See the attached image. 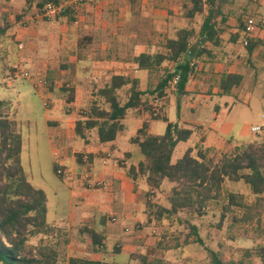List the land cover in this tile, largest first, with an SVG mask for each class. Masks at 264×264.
I'll return each instance as SVG.
<instances>
[{
	"label": "rangeland",
	"instance_id": "obj_1",
	"mask_svg": "<svg viewBox=\"0 0 264 264\" xmlns=\"http://www.w3.org/2000/svg\"><path fill=\"white\" fill-rule=\"evenodd\" d=\"M143 1L115 0L114 5L117 8L114 6L109 11L105 10L103 15L97 11L101 9L99 4L95 5H99L98 8L92 10L93 0H87L79 5L78 9L82 16L87 15L90 19L86 25L95 30L91 32L95 42L113 41L122 45L120 50L128 41L137 43L158 41L165 46L164 43L175 37L176 31L181 28L193 29L195 37L192 39V46L198 43L199 31L207 15V6L203 14L195 15L190 20L185 16L190 6L189 0H146L147 3H151V6L144 5ZM27 3V0H0V16L5 20L13 19L16 15L21 16L20 20L33 18L36 8L30 7L25 12ZM263 3L264 0H231L222 9L225 18L223 26L225 29L239 28L246 18L259 15L257 11L264 7ZM87 7L89 10H86ZM118 8L122 9L121 13ZM19 22H15V27L10 29L11 45L18 47L19 44H23V49L18 48L19 50L28 53L31 49L35 50V57L42 59V64L38 66L21 62L20 69L33 74H45L46 85L42 89H37L30 80L23 79L18 72L11 74L14 78L10 75L4 76L5 60L1 56L0 101L6 102L7 106L3 113L16 122L18 132L22 136L21 161L25 174L30 183L36 189L44 191L47 197V222L53 227V231L48 235L30 238L28 247L34 254L42 248L46 251L54 250L56 256L53 264H69L71 257L106 261L113 264H214L212 253L224 256L238 264H263L259 251L264 246V208L258 214L252 213L254 216L252 220H245L246 211L239 208L233 209L224 218L222 217V208L230 193L243 195L244 202L248 205L255 202L256 197L249 186L243 182L234 183L226 180L221 197L211 201L203 211V215L183 210L174 215L163 213L159 217V208L168 209L170 207L168 198L176 186L175 183L168 181H164L162 187L148 197L149 189L142 191L137 199L136 204L139 207L136 209L134 219L123 220L119 214L115 215L114 212L110 214V212L100 211L95 215L86 214L92 211L86 210L85 212L82 202H78L80 201L78 199L79 197L83 200L91 199L98 189L90 188L83 182L85 173L89 172L87 167L90 165L80 164L77 161V155L86 154L84 146L95 147L98 142L92 135L88 140L89 143L85 142L75 134L71 125L74 119H80L79 114L82 111L89 109V100L81 95L78 101L75 100L73 105L68 104L69 106L65 108L66 94L61 89H56L54 82L50 79V75H57L63 70L60 65L63 60H66L63 57L66 54L62 45L70 46L66 48L70 52L67 53V60L75 58V55L79 59L82 58V54L83 57L86 55L80 52L79 48L72 47L75 42L71 40L74 37L69 34L75 24L69 23L67 18L31 20L26 27ZM80 24L79 22L77 25L80 26ZM96 27H99V30ZM107 27L110 28L111 35L109 30H106ZM77 29V36H82L84 31H80V27ZM72 49L74 50L70 51ZM96 50L97 48L92 51L99 53ZM243 51L244 54L247 53L245 48ZM200 66L196 65L195 69L199 70ZM237 67L240 72L245 74L249 72L245 82L240 86V91L244 88L250 91L243 90L240 96H234L235 104L226 121L239 122L238 126L231 130V135H237L244 143L250 142L242 148L254 145L264 157V75H262L261 60L254 58L246 69L239 64ZM159 75L149 73L148 77L142 81L141 87L147 91L153 89L158 82ZM254 79L257 81H253ZM70 81L73 83L72 80ZM8 83L12 86H8ZM127 93L126 87L120 90L121 102L126 101ZM48 94L54 95L55 103L48 100L50 97ZM166 95L174 97L178 104L170 103V98L167 96L158 102H155L154 96L149 94L143 98L149 100L148 102L156 113H165L170 122H175L178 119V106L182 95L176 92V88L173 91L168 89ZM185 101L186 98L182 97L181 114L187 116ZM51 107H56L70 119L73 139L69 140L71 146L67 147L66 153H68L65 155V159L69 162L66 172L73 174L76 181L82 182V187L79 186V188L89 191V194L84 197L82 196L84 192L81 194L73 190L69 179L60 180L54 173L53 163L60 161L61 156L60 146L53 139L56 128L52 124V126L49 125L47 121ZM100 107L107 108L108 105L101 101ZM145 113L147 112L143 109L129 110L125 120L126 122L139 121ZM204 119L206 122H212L211 113L208 112ZM156 124L163 127L161 133L164 134L166 123L160 120ZM253 126H260L262 129L259 133H254L251 131ZM123 134L134 136V129L127 126ZM127 145L137 149L130 143ZM185 147V143H180L176 147L172 158L174 162L182 156V150ZM234 152V147L230 146L226 154L231 155ZM137 154L133 153L134 162L137 161L138 156L143 158L140 152ZM193 155H196V151ZM221 157L222 154L218 153L208 155V158L214 161H218ZM60 163L57 165L60 166ZM109 184L112 186L111 183ZM144 200H149L154 208L148 210ZM83 227H94L103 234L105 238L103 253L95 252L88 235L80 233L79 229ZM117 249L121 253H118Z\"/></svg>",
	"mask_w": 264,
	"mask_h": 264
},
{
	"label": "trees",
	"instance_id": "obj_2",
	"mask_svg": "<svg viewBox=\"0 0 264 264\" xmlns=\"http://www.w3.org/2000/svg\"><path fill=\"white\" fill-rule=\"evenodd\" d=\"M48 1L59 3L63 0H40L38 10ZM190 6L185 14L188 19L203 14L207 6V15L199 31V41L192 46L195 31L182 28L176 32L174 38L166 42L167 54L150 55L147 53L135 57L134 62L140 70H156L161 73L157 85L148 92L139 89L138 79L125 76L112 77L109 84L97 89L92 95L103 100L107 109L100 107L98 100H92L88 110L82 111L80 119L76 120L74 132L82 140L87 141L88 135L95 132L101 144L113 143L117 134L124 129L123 120L129 110L143 109L148 112L152 120H162L167 124L162 135L148 134V123L145 122L131 139V143L138 146L143 159L136 167H131L129 174L135 179L139 175L145 176L149 190L147 197L159 190L164 181L175 183L176 186L168 198L170 207L159 208V217L163 213L174 215L179 211L203 215L211 201L221 197L223 184L243 182L249 186L256 197L255 202L248 205L241 194L230 193L222 208L224 218L233 209L246 211L245 220H252V213H259L264 208V157L255 149L254 145L246 148L235 147L231 155H223L218 161L208 158L199 149L193 155V149L188 148L175 162L172 160L178 144L187 142L193 130L181 128L168 121L166 116L157 114L151 104L144 100L146 94L160 100L166 96L175 75H179L176 92L184 95L189 78L195 67L191 62L208 53L207 45L217 47L221 43L220 35L224 32L225 18L222 13L224 6L231 0H189ZM29 9V8H28ZM26 9L25 11H27ZM77 8H68L59 17L67 18L69 23L76 21ZM57 17V18H59ZM21 16L16 15L20 21ZM47 20V19H45ZM11 25L0 16V45L7 39ZM249 55L255 49V44L248 40L245 46ZM167 61L171 68H162ZM243 77L239 74H224L220 88L223 93H229L239 87ZM129 86L127 99L121 102L119 91ZM66 93V104L74 102V89L63 87ZM7 104L0 101V264H53L56 256L54 250L42 248L36 253L28 247L30 238L38 235H48L53 227L47 222V197L44 191L36 189L28 180L22 166V136L18 132L14 120L5 116L3 110ZM179 108V107H178ZM95 156H88V163L83 161V155H77V161L82 165H90ZM55 175L63 180V170L57 164L53 165ZM148 210L154 208L149 200H144ZM150 212V211H149ZM195 229V227H193ZM81 234L88 235L95 252L103 253L104 236L94 227L79 229ZM120 253V250L117 249ZM264 264V246L259 251ZM38 255V256H37ZM214 264H238L226 257L212 253ZM69 264H113L106 261H92L87 258L71 257Z\"/></svg>",
	"mask_w": 264,
	"mask_h": 264
},
{
	"label": "crops",
	"instance_id": "obj_3",
	"mask_svg": "<svg viewBox=\"0 0 264 264\" xmlns=\"http://www.w3.org/2000/svg\"><path fill=\"white\" fill-rule=\"evenodd\" d=\"M36 1L38 2V0H27L28 3L26 5V9H30L31 7L34 9L36 8L35 11H37L38 8L36 6ZM143 3L144 5L146 4V6H151V3H147L146 0H144ZM96 4L101 5V9L97 11L103 15L105 10L109 11L110 8H114L115 0H93L91 6L92 10L98 8L99 5L95 6ZM115 8H117V6H115ZM86 10H89V8L87 7ZM118 11L121 13L122 9L118 8ZM257 12L259 15L255 18H264V7L259 9ZM75 18L76 21L73 23L75 26H73L69 34V36L74 37L71 40L72 42H75L72 44V47H74V49L79 48V51L84 52V55L86 56L83 57L82 54V58L79 59V57L75 55V58L67 60V53H70L66 50L68 44H65V46L62 45L64 53L66 54L63 55L66 60H63L60 65L63 70L54 76L50 75L49 72L50 79L54 82L56 89H61L63 92L64 86L73 88L75 95L73 103H75V100L78 101L79 96L82 95L81 97L84 96L88 98L89 105H91L92 100H98L100 105V102L103 100L97 98L94 99L92 96L94 92L97 89L103 88L109 84L112 77L125 76L131 79H138L139 89L143 92H148L149 90L147 91V89L141 87L142 81L148 77L149 73L157 75L160 74L159 77L161 76V73L156 70L138 69L134 59L143 53L150 55H166V47L158 41H148L145 43L128 41L127 43L125 42L126 44L124 45V48L120 50L122 45L116 44L113 41L102 40L100 42H95V39L92 38L93 35L91 34V32L95 30L93 27L86 25L90 19L87 15L82 16L79 9L76 11ZM6 21L11 25L10 29L15 27V22H19L16 20V16L13 19H8ZM79 22L81 23L80 26L77 25ZM77 27H80V31H84L82 36H77ZM243 28L244 21L241 22L239 28L234 27L225 29V26H223L224 32L220 35V45L214 47L208 43V53L202 55L199 59H195L197 67L198 64L201 65L200 69L198 70L197 68L193 71L189 78L185 94L181 96V98H186L185 108L187 110V116L181 114L182 105L180 104V98L178 106V119L175 122H171L177 124L181 128H190L193 130L191 138L187 142H184L186 147L182 150L183 153L188 148H192L193 153L201 149L207 154V156L211 155V153H218L223 156L228 152L230 146H233L235 149L237 146L250 143H244L237 137V135H231V130L237 127L239 122L226 121L233 105L235 104V100L233 99L234 96H240L243 90H250L244 88L240 91V85L225 94L220 88L222 76L228 73L241 75L243 77L241 84H243L249 72L246 73L247 75L240 72L237 65L239 64L242 68L246 69L247 65L251 64L254 58L261 60V66L263 67L262 75H264V26L257 27L251 34L250 40L255 44V49L251 55H249L248 52L244 54L243 51L245 48V34L243 33ZM10 29L8 31L7 39L0 45V57L2 56L5 60V64L3 66L4 76L10 75L12 77L13 75L11 74L14 72V67L19 65L21 62H27L38 66L42 64V59L35 57V50L31 49L28 53L19 50L16 46H12L9 38ZM96 29L99 30V27H96ZM109 29V27L106 28V30ZM108 32L110 35L112 34L110 30ZM33 33L35 32L33 31ZM113 35H115L114 32ZM65 42L68 43V40L65 39ZM166 42L164 45H166ZM68 48H70V46ZM96 48V51L99 52L97 54L95 51H92ZM74 49L70 51H73ZM88 53L90 54L87 55ZM44 66H46V63H44ZM165 67L171 68L172 64L165 61L162 64V68ZM44 72L46 73V71ZM69 80H72L73 83H71V81L69 82ZM253 81H257V79H254ZM8 86L12 85L8 83ZM126 88L128 90L129 86H126ZM169 89L172 91L175 90L172 86H170ZM48 95L50 96L48 100H50L51 103H55L54 95ZM167 97L170 98V103L175 102L178 104L174 97H171L170 95ZM154 101L158 102L160 100L154 97ZM64 103V107L67 108L69 105L66 104V97ZM49 112L47 121L49 125L52 124L54 125L53 127L56 128L53 139L56 140L58 142L57 145L60 146L59 154L61 156V160L59 163H61L59 164V167L63 170V178L69 179V181L72 182L74 191L81 192V194L84 192L82 195L84 197L89 194V191L84 190V188H79V186L82 187V182L76 181L73 174L66 172V167L69 166V162L65 159V155L68 153H66L67 147L71 146L69 140L73 139L70 127L73 126L74 131L76 120L74 119L73 125H71L69 117L61 113L56 107L49 108ZM208 112L211 113L212 122H206V119H204V116H206ZM148 114V112L145 113L139 121L135 122H126L127 120H125V118L123 120L124 129L117 134L113 143L101 144L98 141L95 132L88 135L87 141L85 142H88L90 136L92 135L94 140H97L98 144L95 147L84 146V153H86L84 154L85 156H95L89 166L90 169L87 167V170L90 172L93 179L107 181L111 183L112 186L109 190H97L91 199L83 200L82 197H79L78 200L80 201L78 202H82V207L85 208L83 210H85V212L86 210L92 211L86 214L95 215L96 213L99 214L100 211H103L104 213L110 212V214H113L114 212L115 215L119 214L123 220L125 219L127 221L134 219L136 209L139 207V205L136 204L137 199L139 195L142 194V191H146L149 188L146 184L145 176L139 175L134 179L129 174L130 168L136 167L143 159L138 156L137 161L134 162L133 153L138 155L137 153L140 151L137 145L131 143V139L137 134L138 130L142 128L145 122L149 125L147 130L148 134L162 135L161 132L163 129V127L157 126L156 124L157 121L160 120H150L151 117L149 119L150 115ZM157 114L166 116L165 113L162 114L157 112ZM127 126L134 129V136H127L123 134L126 131ZM127 143L132 144L137 147V149L131 148L127 145ZM69 171L72 170L69 169Z\"/></svg>",
	"mask_w": 264,
	"mask_h": 264
},
{
	"label": "built area",
	"instance_id": "obj_4",
	"mask_svg": "<svg viewBox=\"0 0 264 264\" xmlns=\"http://www.w3.org/2000/svg\"><path fill=\"white\" fill-rule=\"evenodd\" d=\"M87 0H64L59 3H54L53 1H48L45 6L37 11H34L33 18H24L20 21V24L23 27H26L29 21L31 20H45V19H55L59 17L62 13H64L68 8H77L79 5H82ZM264 26V18H255V17H248L244 20V28L243 33L245 34L244 39V46L247 45L248 40H250L251 34L253 31L259 27ZM19 49H23V44H19ZM192 67H196V62H191ZM14 72H18L19 75L26 80H30L35 88H44L46 85V76L44 74H33L29 71L21 70L20 66L17 65L14 67ZM179 82V75H175L173 82L171 86L175 89L176 85ZM157 102V101H156ZM260 126H254L252 127V132L259 133L261 131ZM84 161L88 163V157H83ZM59 161L56 162L58 164ZM83 182L88 185L90 188H96L98 190H109L111 188L109 182L104 180H95L92 178L90 172H86L83 177ZM113 221H115V218H113Z\"/></svg>",
	"mask_w": 264,
	"mask_h": 264
}]
</instances>
